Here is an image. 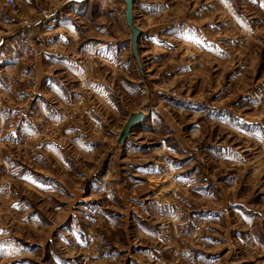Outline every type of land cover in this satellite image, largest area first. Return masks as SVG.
Returning a JSON list of instances; mask_svg holds the SVG:
<instances>
[{"label":"rangeland","instance_id":"rangeland-1","mask_svg":"<svg viewBox=\"0 0 264 264\" xmlns=\"http://www.w3.org/2000/svg\"><path fill=\"white\" fill-rule=\"evenodd\" d=\"M15 1L0 264H264V0Z\"/></svg>","mask_w":264,"mask_h":264},{"label":"water","instance_id":"water-1","mask_svg":"<svg viewBox=\"0 0 264 264\" xmlns=\"http://www.w3.org/2000/svg\"><path fill=\"white\" fill-rule=\"evenodd\" d=\"M124 2L126 4V10H125L126 24L132 30V33H133L132 47H133L135 55L138 56L137 55V52H138V50H137V39L140 35V32H139L138 28H136V26L134 25V15H133L134 14V2H133V0H124ZM143 118H144L143 114H133L131 116V118L126 123V125H125V127H124V129L120 135L119 144L124 143V141L129 136L132 128L136 124L141 122L143 120Z\"/></svg>","mask_w":264,"mask_h":264},{"label":"built area","instance_id":"built-area-1","mask_svg":"<svg viewBox=\"0 0 264 264\" xmlns=\"http://www.w3.org/2000/svg\"><path fill=\"white\" fill-rule=\"evenodd\" d=\"M7 5H9L10 8L14 9L17 6V3L15 0H4Z\"/></svg>","mask_w":264,"mask_h":264},{"label":"crops","instance_id":"crops-1","mask_svg":"<svg viewBox=\"0 0 264 264\" xmlns=\"http://www.w3.org/2000/svg\"><path fill=\"white\" fill-rule=\"evenodd\" d=\"M80 1H83V0H65L66 3H68V2H70V3H78ZM3 2H4V0H3Z\"/></svg>","mask_w":264,"mask_h":264},{"label":"bare ground","instance_id":"bare-ground-1","mask_svg":"<svg viewBox=\"0 0 264 264\" xmlns=\"http://www.w3.org/2000/svg\"><path fill=\"white\" fill-rule=\"evenodd\" d=\"M5 2V1H4ZM6 4V3H5ZM9 6V5H8Z\"/></svg>","mask_w":264,"mask_h":264}]
</instances>
